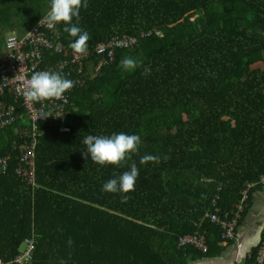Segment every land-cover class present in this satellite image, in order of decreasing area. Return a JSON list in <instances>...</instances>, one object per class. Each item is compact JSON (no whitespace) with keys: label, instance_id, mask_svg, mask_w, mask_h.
<instances>
[{"label":"trees","instance_id":"1","mask_svg":"<svg viewBox=\"0 0 264 264\" xmlns=\"http://www.w3.org/2000/svg\"><path fill=\"white\" fill-rule=\"evenodd\" d=\"M87 4L81 55L63 22L40 24L50 0H0V264H217L231 251L226 264H260L264 218L259 242L234 253L264 195V0ZM36 26L51 43L11 54L9 38ZM25 49L37 71L76 82L60 100L13 91ZM125 56L143 63L122 70ZM120 132L140 136L130 160L82 156L85 136ZM145 154L160 162L141 165ZM132 161L134 190L102 191ZM212 214L236 221L233 238Z\"/></svg>","mask_w":264,"mask_h":264},{"label":"clouds","instance_id":"2","mask_svg":"<svg viewBox=\"0 0 264 264\" xmlns=\"http://www.w3.org/2000/svg\"><path fill=\"white\" fill-rule=\"evenodd\" d=\"M87 6V0H50V10L42 17L40 24L51 29L63 22L66 25L64 31L75 38L70 42L71 49L74 53L82 55L87 51V42L90 37L86 30L78 26V20L81 8H87ZM73 18H76L77 23H72ZM59 47L58 45V50ZM142 63V60L125 56L120 66L122 70L131 71ZM142 74L150 75V69L145 68ZM75 83V81L67 79L58 72L37 71L24 83L22 95L26 102L38 103L53 99L60 100L66 91L73 88ZM49 116H51L49 113L40 112L37 114L36 120ZM82 143L85 145L86 152H81V154L86 160L90 156V159L94 163L101 166L120 165L126 158L131 159L130 154L138 150L141 139L138 135H129L124 132L113 133L111 136L89 134L83 138ZM139 162L141 165H145L148 162L159 163L160 157L145 154L140 158ZM138 175L139 169L137 164L135 161H132L130 170L105 182L102 185V191L126 194L134 190ZM127 199V195L122 196V202H126ZM71 243L72 241L69 239V246H71ZM61 264H64V262L62 261Z\"/></svg>","mask_w":264,"mask_h":264},{"label":"built area","instance_id":"3","mask_svg":"<svg viewBox=\"0 0 264 264\" xmlns=\"http://www.w3.org/2000/svg\"><path fill=\"white\" fill-rule=\"evenodd\" d=\"M37 28V27H36ZM12 38H9V44L14 47L15 49L20 48V44L28 43V42H34L35 44H43L48 45L51 43V41L46 38L42 34H38V28L34 29L33 31L29 32L26 37L19 40L16 36H11ZM44 38V39H42ZM50 41V42H49ZM27 48V47H26ZM100 51H105V48H101ZM18 57H22V61H19L17 63H12L14 66L15 64L20 66V70L18 72H14V76L11 78V86L13 91H15L18 95L22 94L24 83L27 79H30L31 75L34 72H37V61H34L31 57H33V54L28 53V51L25 49V52H20ZM14 59V58H13ZM9 69L3 70V72H7ZM47 71L50 72V69ZM10 72V71H9ZM42 112V109L38 110V113ZM211 219L213 222L221 225V227L227 231V237L233 238L235 236L234 228L236 225V221L233 220L231 222L222 221L221 217L217 214H212ZM207 247V246H206ZM259 262L260 264H264V246L263 249L260 251L259 256Z\"/></svg>","mask_w":264,"mask_h":264},{"label":"crops","instance_id":"4","mask_svg":"<svg viewBox=\"0 0 264 264\" xmlns=\"http://www.w3.org/2000/svg\"><path fill=\"white\" fill-rule=\"evenodd\" d=\"M254 215H258L259 217L256 220V224L258 223V219L261 218V220H263L264 218V195L261 196V198H258V201L254 207V211H253ZM262 221L258 223V225L253 226V225H247L245 224L244 227L242 228V232H240L239 235V242L237 244V255L236 252L234 253L235 255V260L237 261H241L242 258L240 256V253H243L242 257L243 259L245 258L246 254L249 252V250L256 245L259 242V237H260V233L262 230ZM225 259L221 260L220 263L221 264H226L227 259L232 260L233 258V251H231L229 253V255L224 257Z\"/></svg>","mask_w":264,"mask_h":264},{"label":"rangeland","instance_id":"5","mask_svg":"<svg viewBox=\"0 0 264 264\" xmlns=\"http://www.w3.org/2000/svg\"><path fill=\"white\" fill-rule=\"evenodd\" d=\"M42 39H44V38H42ZM49 42H50V41H49ZM129 43H130V42H129ZM10 48L13 49V52H12L11 54H15L16 51H17V49H15L14 47H12L11 45H10ZM27 245H28V246L31 245V246H32L31 249H33V242H32V241L28 242ZM24 248H25V247H24ZM237 253H238V251L236 252V255H237ZM239 253H240V256H241V258H242L243 253H241V252H239ZM243 256H244V255H243ZM217 264H221V263H217Z\"/></svg>","mask_w":264,"mask_h":264},{"label":"bare ground","instance_id":"6","mask_svg":"<svg viewBox=\"0 0 264 264\" xmlns=\"http://www.w3.org/2000/svg\"><path fill=\"white\" fill-rule=\"evenodd\" d=\"M39 26V25H38ZM37 27V26H36ZM14 35V34H13ZM9 38V37H8ZM8 43V42H7ZM9 48V47H8ZM2 63V62H1ZM18 263V262H17Z\"/></svg>","mask_w":264,"mask_h":264}]
</instances>
